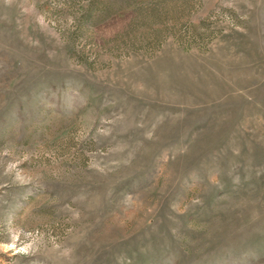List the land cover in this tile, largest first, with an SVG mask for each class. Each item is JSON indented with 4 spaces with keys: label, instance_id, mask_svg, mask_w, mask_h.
<instances>
[{
    "label": "rangeland",
    "instance_id": "1",
    "mask_svg": "<svg viewBox=\"0 0 264 264\" xmlns=\"http://www.w3.org/2000/svg\"><path fill=\"white\" fill-rule=\"evenodd\" d=\"M0 264H264V0H0Z\"/></svg>",
    "mask_w": 264,
    "mask_h": 264
}]
</instances>
